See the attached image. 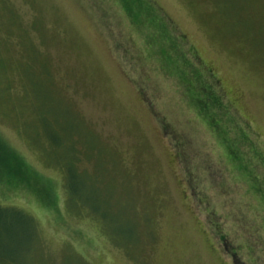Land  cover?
<instances>
[{
  "label": "rangeland",
  "instance_id": "rangeland-1",
  "mask_svg": "<svg viewBox=\"0 0 264 264\" xmlns=\"http://www.w3.org/2000/svg\"><path fill=\"white\" fill-rule=\"evenodd\" d=\"M0 204V264H264V0H0Z\"/></svg>",
  "mask_w": 264,
  "mask_h": 264
},
{
  "label": "trees",
  "instance_id": "trees-1",
  "mask_svg": "<svg viewBox=\"0 0 264 264\" xmlns=\"http://www.w3.org/2000/svg\"><path fill=\"white\" fill-rule=\"evenodd\" d=\"M134 15V14H133ZM136 17V16H135ZM156 28V27H155ZM174 65H175V67H181V64L179 63V61L176 59V60H174ZM198 73H199V71H198ZM199 75V74H198ZM195 76V75H194ZM198 79H199V76H198ZM187 80V79H186ZM185 80V81H186ZM194 83V80H191V81H189V82H186V84H189V87H190V85L191 84H193ZM198 85V84H197ZM215 87H214V86ZM188 87V88H189ZM217 86H216V84H214V82H212L211 83V81L209 82V84L208 83H203V85H202V88H201V91H200V89L199 88H197V91H198V89H199V91L201 92V94H203L201 97H200V95H196L194 98H198L197 99V103L199 102V104H200V106H201V108L203 109V110H206L209 106H210V103L208 102V101H205V98L211 93V94H213L214 93V91H215V88H216ZM190 90V89H189ZM216 90H217V96H216V101L221 105V103H222V99H223V96H222V93H221V91L218 89V88H216ZM198 91V92H199ZM193 98V99H194ZM212 121L214 120V117H212V118H210ZM232 151H234V150H232ZM76 171H77V169L76 170H74V168H72V167H70L69 166V169H68V178H67V182H66V185H67V188L70 190V192L69 193H80V191H81V189H82V186L81 185H79L78 184V182H77V179H76ZM0 206H1V204H0ZM2 211H4L5 213L7 212V210H6V208H4L3 210L0 208V218L1 217H3L4 215H3V212ZM8 213V212H7ZM12 214H14V213H12ZM14 215H16V214H14ZM21 216V217H20ZM17 219H19V220H21V219H23L24 221H25V228L28 230V235L30 234V231H33V232H36V228L34 227V224H36V226H38L37 225V222H36V220H35V218L33 217V216H31L28 212L26 213L25 211H24V213H21V215H20ZM2 220V219H1ZM38 234V233H37Z\"/></svg>",
  "mask_w": 264,
  "mask_h": 264
}]
</instances>
